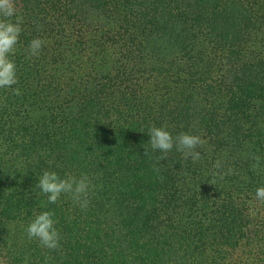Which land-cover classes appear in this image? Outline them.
<instances>
[{
  "label": "trees",
  "instance_id": "1",
  "mask_svg": "<svg viewBox=\"0 0 264 264\" xmlns=\"http://www.w3.org/2000/svg\"><path fill=\"white\" fill-rule=\"evenodd\" d=\"M16 5L21 95L0 89V264H264V0ZM152 126L201 136L202 159L173 148L158 162ZM45 171L87 175V209L70 195L48 203ZM43 211L56 250L27 234Z\"/></svg>",
  "mask_w": 264,
  "mask_h": 264
},
{
  "label": "clouds",
  "instance_id": "2",
  "mask_svg": "<svg viewBox=\"0 0 264 264\" xmlns=\"http://www.w3.org/2000/svg\"><path fill=\"white\" fill-rule=\"evenodd\" d=\"M16 0H0V89H12L15 95H21L19 88H13L18 84L17 65L12 59L16 51L22 33V17L18 14ZM44 41L35 38L30 42L29 53L31 56H38ZM150 141L148 142L153 152H160L164 155L157 157L158 162L167 159V153L173 148L181 152L185 159L191 158L192 162L202 159L198 151L206 141L199 135L180 133L173 136L167 126H152L148 130ZM144 155H149L145 149ZM257 162L254 167L259 166V157H253ZM217 169L222 167L221 161L215 164ZM159 171V169H156ZM47 196L48 203L55 204L62 195H70L72 200L86 210L90 203V192L93 185L87 175L77 178L66 176L62 178L55 171H45L39 177L36 185ZM256 199L264 201V187L256 190ZM54 213L43 211L38 214L27 227L29 238L37 239L40 244L50 250H56L60 246V233L53 219Z\"/></svg>",
  "mask_w": 264,
  "mask_h": 264
}]
</instances>
